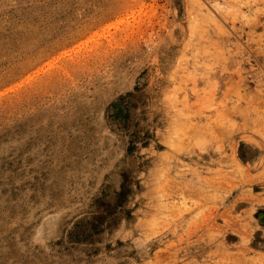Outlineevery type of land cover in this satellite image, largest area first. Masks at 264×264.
<instances>
[{
  "label": "rangeland",
  "instance_id": "rangeland-1",
  "mask_svg": "<svg viewBox=\"0 0 264 264\" xmlns=\"http://www.w3.org/2000/svg\"><path fill=\"white\" fill-rule=\"evenodd\" d=\"M0 264H264V0H0Z\"/></svg>",
  "mask_w": 264,
  "mask_h": 264
}]
</instances>
